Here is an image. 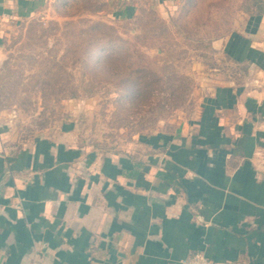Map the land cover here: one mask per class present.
I'll use <instances>...</instances> for the list:
<instances>
[{
  "label": "crops",
  "instance_id": "1",
  "mask_svg": "<svg viewBox=\"0 0 264 264\" xmlns=\"http://www.w3.org/2000/svg\"><path fill=\"white\" fill-rule=\"evenodd\" d=\"M138 1L118 0L115 14L134 17ZM48 2L0 0V61L5 21ZM222 45L236 60L263 61L264 17ZM10 140L0 122V264H183L197 251L264 264L258 88L218 85L180 130L121 150L81 147L71 131Z\"/></svg>",
  "mask_w": 264,
  "mask_h": 264
},
{
  "label": "rangeland",
  "instance_id": "2",
  "mask_svg": "<svg viewBox=\"0 0 264 264\" xmlns=\"http://www.w3.org/2000/svg\"><path fill=\"white\" fill-rule=\"evenodd\" d=\"M117 1L49 0L2 25L0 122L13 143L71 131L81 147L121 150L180 130L218 85L264 91V60L222 45L260 24L264 0H139L131 18Z\"/></svg>",
  "mask_w": 264,
  "mask_h": 264
},
{
  "label": "built area",
  "instance_id": "3",
  "mask_svg": "<svg viewBox=\"0 0 264 264\" xmlns=\"http://www.w3.org/2000/svg\"><path fill=\"white\" fill-rule=\"evenodd\" d=\"M183 264H227L217 262L214 259L208 257L205 252L197 251L190 255L188 258L183 260Z\"/></svg>",
  "mask_w": 264,
  "mask_h": 264
},
{
  "label": "trees",
  "instance_id": "4",
  "mask_svg": "<svg viewBox=\"0 0 264 264\" xmlns=\"http://www.w3.org/2000/svg\"><path fill=\"white\" fill-rule=\"evenodd\" d=\"M117 14L120 15V16H126V17H128V13H126L125 10H122L121 12H118Z\"/></svg>",
  "mask_w": 264,
  "mask_h": 264
}]
</instances>
